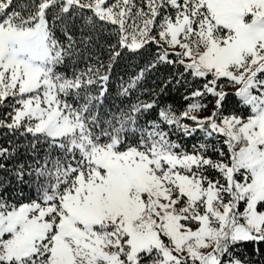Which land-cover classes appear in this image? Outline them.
Here are the masks:
<instances>
[{
  "label": "snow or ice",
  "instance_id": "1",
  "mask_svg": "<svg viewBox=\"0 0 264 264\" xmlns=\"http://www.w3.org/2000/svg\"><path fill=\"white\" fill-rule=\"evenodd\" d=\"M0 131V264H264V0H0Z\"/></svg>",
  "mask_w": 264,
  "mask_h": 264
},
{
  "label": "trees",
  "instance_id": "2",
  "mask_svg": "<svg viewBox=\"0 0 264 264\" xmlns=\"http://www.w3.org/2000/svg\"><path fill=\"white\" fill-rule=\"evenodd\" d=\"M132 70L133 69L131 62H121L113 71L117 78H119L122 75L126 79L128 74H130ZM148 84L149 86H152L151 80H149ZM114 88H115V84H113V89ZM3 135H4L3 132L0 131V142H3L2 140ZM0 175H2V173H0Z\"/></svg>",
  "mask_w": 264,
  "mask_h": 264
}]
</instances>
